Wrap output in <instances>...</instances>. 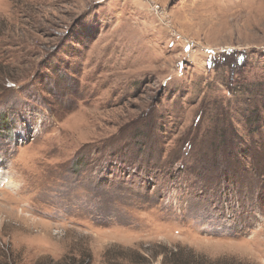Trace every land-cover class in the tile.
Listing matches in <instances>:
<instances>
[{
	"label": "rangeland",
	"instance_id": "obj_1",
	"mask_svg": "<svg viewBox=\"0 0 264 264\" xmlns=\"http://www.w3.org/2000/svg\"><path fill=\"white\" fill-rule=\"evenodd\" d=\"M0 181V264H264V0H0Z\"/></svg>",
	"mask_w": 264,
	"mask_h": 264
},
{
	"label": "trees",
	"instance_id": "obj_2",
	"mask_svg": "<svg viewBox=\"0 0 264 264\" xmlns=\"http://www.w3.org/2000/svg\"><path fill=\"white\" fill-rule=\"evenodd\" d=\"M117 252V255L122 257L125 262L124 264H150L149 263V258L147 255H145V253H141V252H137L135 251L134 249H131L130 251L128 249H124V250H118L116 251ZM129 253H131L132 255H129ZM106 255H112L111 251H106ZM177 257V255H175L173 257V260L172 263L173 264H180L178 259H175ZM86 259L88 261H85V262H82L80 261L81 263H78V264H89V261L91 260V256L88 254ZM172 264L171 261H166L165 264Z\"/></svg>",
	"mask_w": 264,
	"mask_h": 264
},
{
	"label": "bare ground",
	"instance_id": "obj_3",
	"mask_svg": "<svg viewBox=\"0 0 264 264\" xmlns=\"http://www.w3.org/2000/svg\"><path fill=\"white\" fill-rule=\"evenodd\" d=\"M1 181H2V180H1ZM1 181H0V182H1Z\"/></svg>",
	"mask_w": 264,
	"mask_h": 264
}]
</instances>
